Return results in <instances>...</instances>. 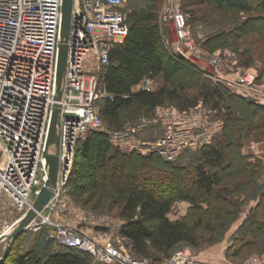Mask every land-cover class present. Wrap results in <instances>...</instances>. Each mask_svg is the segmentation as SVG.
Wrapping results in <instances>:
<instances>
[{
	"label": "built area",
	"instance_id": "obj_1",
	"mask_svg": "<svg viewBox=\"0 0 264 264\" xmlns=\"http://www.w3.org/2000/svg\"><path fill=\"white\" fill-rule=\"evenodd\" d=\"M128 3L74 0L62 95L57 98L63 0H0V238L12 232L33 207L48 180L45 163L50 122L54 106L59 105L57 187L25 228L46 229L58 244L91 253L95 257L91 264H148L149 259L134 256L112 238H96L75 226L70 219L77 218L79 211L70 203L67 190L80 139L91 131L104 130L100 105L113 95L100 86L99 75L109 64L113 47L128 36ZM161 15L174 24V53L180 58L195 54L194 35L179 0H166ZM212 62L216 67L225 65L235 77L215 70L217 82L245 89L254 79L229 61L224 63L222 57H213ZM165 113L170 118L164 116L163 130L153 138L138 136L142 126L109 131L111 141L123 150L155 152L166 160H176L186 150L206 144L214 131L206 114L182 121L170 110ZM78 216L92 222L83 212ZM2 242H6L4 238ZM177 259V264H213L190 258L186 250ZM257 261L264 264V257Z\"/></svg>",
	"mask_w": 264,
	"mask_h": 264
},
{
	"label": "trees",
	"instance_id": "obj_2",
	"mask_svg": "<svg viewBox=\"0 0 264 264\" xmlns=\"http://www.w3.org/2000/svg\"><path fill=\"white\" fill-rule=\"evenodd\" d=\"M202 1L189 0L188 4L189 2L197 4ZM211 1L219 7L228 6L239 11L252 10L253 3L256 2V0ZM260 1L263 6L264 0ZM129 4L127 5L128 36L123 43L113 47L110 52L109 64L99 75L100 86L113 95V97H105L101 102L100 112L103 120L113 127L112 130L121 129L123 126L120 123V117L124 107L136 104L140 107L155 109L165 104H175L179 109L186 110L203 100L206 105L211 106L217 115L222 117L219 119H222L223 124L220 125L215 135L213 134V139L210 142L197 149L186 150L176 160H166L155 152L140 155V152L138 154L136 151H123L112 143L109 133L101 134V131H91L82 143L80 139L76 147L75 166L70 175L68 186H73L72 193L78 197L80 192L78 193L77 190L81 185L78 180L80 172L78 166L81 159L87 161L95 158L97 163H101L103 159L110 162L112 160V168L103 175L100 174L101 182L110 186L113 191L112 196L115 204L119 206V214L123 219L119 232L126 239L129 251L136 257L149 260L169 258L176 246L186 243L194 248H199L203 244L201 239L204 238L199 230L204 225L200 216L191 219L188 216L171 218L170 214L176 198L188 201L191 204V210L197 209L205 212L216 209L218 212H214V215L222 216L223 213L227 215L230 211L234 212L235 209L215 204L212 199L222 197L221 194H215V186L222 181V176L226 174V177L231 178L238 175L237 177L240 179L234 182V187L240 188L247 185L249 177L250 179L254 178L260 174V171L262 172L261 169H264V161L259 158H250L243 151L246 141L252 134L260 133L264 136V101L258 102L253 98H246L220 82L213 83L210 79H204L193 67H191L194 70L192 71L187 63H183L185 62L183 59L174 58L169 54L170 49L167 48L166 51L162 48L160 44L162 35L156 22L157 5L147 3L145 6L133 8L134 4L132 7H129ZM136 4L139 5L137 2ZM230 32V29L224 31L218 29L207 39ZM236 50H240V47L236 46ZM242 63L249 66L254 63V60L252 57H248ZM185 69L188 71V75L189 72L191 74L188 78V85L186 82H183V86L168 84L176 74ZM158 76H162L166 80L165 85L160 88L154 90L134 89V86L144 78L155 79ZM188 86L198 88L199 93L190 95L184 88ZM220 130L221 132H219ZM131 156L134 157L133 160L139 162L147 160L155 161L157 164L147 166L149 171L144 177L136 175V184L132 182L131 185H125L123 181L127 182L131 173H124L122 166L126 165L124 161L132 158ZM78 158L80 159L78 160ZM158 164L168 165L171 169L165 175H159L157 173L159 169L155 168ZM130 166L132 165L130 164ZM221 167L222 175L219 173ZM230 167L231 173H225L224 169ZM116 169H119L118 175H116ZM125 170L127 171L126 168ZM185 172L193 179L196 187L189 191L190 187L186 185L181 191H170L172 184L180 182L181 174ZM98 181L95 180L96 185L92 188L100 186ZM117 183L119 186H116ZM223 191L227 194L228 188L225 187ZM225 194L223 198H225ZM252 195L260 196L257 198V204L253 207L254 216H247L246 219L249 221L244 220V223L240 225L241 228L239 227L241 231L237 233L232 244L227 247L226 257L229 259L238 256L245 248L252 245L255 242V237H258L260 233L259 229L264 227V188ZM229 218L228 220L232 219V214L229 215ZM227 224L221 221L217 225L205 223V226H208L207 229L214 234L215 226L222 229ZM21 233L13 238L9 251L1 264H91L92 262L89 252L58 243L61 248L46 251L43 247L40 248V244L35 241L28 249L23 250V243H19ZM217 233L208 241L209 244L216 243L217 239L221 237L217 236Z\"/></svg>",
	"mask_w": 264,
	"mask_h": 264
},
{
	"label": "rangeland",
	"instance_id": "obj_3",
	"mask_svg": "<svg viewBox=\"0 0 264 264\" xmlns=\"http://www.w3.org/2000/svg\"><path fill=\"white\" fill-rule=\"evenodd\" d=\"M165 1L166 0H130L129 7H132V4H134L133 8H139L140 6H145L147 3H155L157 5V27L162 35L160 44L163 49H170L169 54H171L174 58H180L174 53L173 49V43L177 39L174 24L172 21L164 19L161 15V11L164 7ZM188 1L189 0H179V3L187 16V25L194 35L195 47H197V51L194 52L195 54H190L188 58H181L185 61L183 63H187L192 71H194V68L197 69V72H199V76L202 75L204 79H210L213 83H217L214 76L215 70L223 73L226 76H228V73H230L229 76L233 77L231 71H226L225 65H223V67H216V65L212 62L213 57H222L224 63L229 61L230 63L234 64L236 68L240 69V72L244 76L251 77L254 75V79L252 78L249 81V84L245 85V89H242L240 87H237L235 89V87L233 88L229 84V86H227L224 81H219L220 84L222 83L223 85H226L233 92L241 94L246 98H253L258 102L264 101V5H261L262 2L260 0H256V2L254 1L253 3L254 8L252 10L239 11L228 6L219 7L211 0H203L200 3L197 2V4L191 2H189L188 4ZM136 2L139 5H137ZM243 22L245 23L243 24ZM241 28L244 30H240ZM218 29H222L223 31L230 29L231 32L228 34H218L210 39H207L211 36L210 34H212L215 30L217 31ZM236 46H239L240 50H236ZM248 57H252L254 63L249 66L243 65L242 62L245 61ZM191 67H193V69ZM190 76V72L188 75V71L185 69L182 72L176 74L168 84H178L183 86V82H186L188 85V78H190ZM165 82L166 80L162 76H158L155 79L146 77L140 83L136 84L134 86V89L154 90L165 85ZM184 88L188 93H190V95L199 93L200 91L194 86H188ZM198 105L186 110H181L175 104H165L155 109H148L134 104L129 107H124L121 110L120 123L122 124L123 129L128 127L145 126L141 131H139L140 129L138 130V136L148 139L153 138L154 136L162 132L164 116L170 118V116L165 113L167 110H170V112L180 116L182 118V121H191L193 118H196L203 113V116L204 114H206L205 117L208 118L207 120L212 121V129H214L211 137L208 138V142H210L217 130H219L218 128L220 127V125L223 124L222 119H219L222 117L220 115H217L216 112L211 109V106L208 104L206 105L203 100H201L200 105ZM104 124V130L100 132L101 134H103V132H106L107 134L109 131L120 130H112L113 127H111L108 122L104 121ZM219 132H221V130ZM87 136L81 139V143L86 139ZM120 149L122 150V148ZM51 151L54 152L55 149L52 147ZM123 151L134 152L127 150ZM243 151L244 154L246 156H249L250 158H259L264 161V136L260 133L258 135L252 134L246 141ZM141 154L143 155V153H140V155ZM131 157L132 158L124 161L126 165L122 166L124 173H131V176L127 180V182L124 183L123 181V184L125 185H131L133 184L132 182L136 184V175L144 177V175L148 173L147 171H149V169H147V166H152L154 163L157 164L155 161L147 160H142L141 162H139L133 160V156ZM79 159L80 158H78V160ZM94 159L95 158H91V160L87 161L85 159H81L79 162L78 167L80 169V172L78 180L81 183V187L78 186L79 189L77 190V192H80L78 194V197L74 196L72 193L74 189L73 186H68L67 188L70 203L77 211H79L76 215L77 218H73L72 222H79L83 225H86V227L84 228H82L78 224H76L75 226L84 231H87L92 235H96V238L98 235L99 237H101V239L107 237L112 238L118 245H122L123 248L129 251L126 239L123 238V236H121L119 232L120 226L123 223V219L119 214V206L115 204L114 198L112 196L113 191L110 186H106L101 182V175L108 172L112 168L113 161L111 160L110 162L103 159L101 163H97L96 159ZM130 164L132 166H130ZM74 166L75 165H73V167ZM125 168L127 169V171L125 170ZM155 168L159 169L157 170V173L159 175H165L166 172L171 169V167L168 165L159 164L156 165ZM224 170L225 173H231V167L225 168ZM261 170L262 172L260 171V174H258L259 176H254V178L251 179L248 176L249 178L247 185L243 187H234V182L240 179V177H237L238 175L228 178L226 177V174L222 176V181L215 186V194H221L222 197L212 198L213 202L218 205H225L228 209H235V213L233 211H230V213H228L227 215H225L226 213H223L224 215L217 216L213 214L217 211L216 209H213L214 211L208 210L205 212L197 209L191 210V204L188 201H183L179 198H176L171 217L180 218L188 216V218L191 219L195 216H200V218L204 222V225L199 229L204 235V238L201 239V243L203 244L199 248H194L189 244L183 243L176 246L175 250L169 258L150 259L148 264H177V256L184 250L194 249L196 251H204L206 249H214L218 247L219 243H223L227 236L228 238L226 242L233 241L237 233L241 231L239 230V227L242 223H244V220H247L246 218L248 217L254 216L253 207L257 204V198H260V196L257 197L253 196L252 194L261 191L264 188V169ZM221 172L222 167L219 170L220 175H222ZM118 174L119 169L116 172V175ZM181 175L182 176L180 182L178 181L176 183H173L170 187V191H181L186 185L190 187V189H188L189 191H192V189L196 187V185L192 181L193 179L189 177L188 173L185 172ZM95 180H99V188H92V186L96 185ZM118 184L119 183H117L116 186H119ZM225 187L228 188L227 194H225V192L223 191ZM224 194L225 198H223ZM82 212L88 215L92 222L81 221L78 215L82 216ZM230 214H232V219L228 220ZM260 219H263L262 216ZM221 221H223V223L225 224L228 223L227 226H223L222 229L218 226H215V233L218 232L217 236L221 237L217 239L216 243L209 244L208 241L211 239V237H214L215 233L212 234L211 231L207 229L208 226H205V223L217 225ZM242 232L245 233V231ZM259 232L260 233L258 237H255V242L252 243V245L245 248L238 256H234L231 259L227 257L228 260L231 262L245 263L246 261H254L258 258L264 257V227L259 229ZM48 239L50 242L48 241ZM35 241L40 244V248L43 247V249L46 251L53 250L54 248H61V246H59L57 242H54L49 237V234L45 229L37 231L33 229H25L22 231L19 243H23V250L28 249ZM4 246L5 242L0 243V255L2 254ZM90 256L91 260L93 261V259L95 258L94 255L91 254ZM194 260L197 259L194 258ZM163 261L164 263H162Z\"/></svg>",
	"mask_w": 264,
	"mask_h": 264
},
{
	"label": "water",
	"instance_id": "obj_4",
	"mask_svg": "<svg viewBox=\"0 0 264 264\" xmlns=\"http://www.w3.org/2000/svg\"><path fill=\"white\" fill-rule=\"evenodd\" d=\"M73 4L74 0H63L62 4V15L60 23V36H59V47H58V93L57 98H61V81L63 73L66 68L67 56H68V41L70 38L71 31V21L73 14ZM60 121H61V108L59 105H55L51 117L47 151H46V170L48 174V180L45 182L40 192L36 196L33 207L30 208L24 217L20 220L17 226L13 229L12 232L4 235L5 246L3 248L2 254L0 255V264L4 261L6 257L12 240L20 232L25 230L26 225L36 217L37 213L45 207L49 202L51 197L54 194V191L57 187L58 174H59V143H60ZM55 147V152H51L50 148ZM0 238V240L2 239Z\"/></svg>",
	"mask_w": 264,
	"mask_h": 264
},
{
	"label": "crops",
	"instance_id": "obj_5",
	"mask_svg": "<svg viewBox=\"0 0 264 264\" xmlns=\"http://www.w3.org/2000/svg\"><path fill=\"white\" fill-rule=\"evenodd\" d=\"M123 150V149H122ZM170 216H172V214H170ZM173 219H176L178 217H171ZM72 221V219H70ZM73 224H78L80 225L82 228L86 227V225H83L79 222H72ZM228 236L226 237V239L224 240L223 243H219L218 247L214 248V249H206L204 251H196L194 249H187L186 251L190 252V256L193 257V259H197V260H203V261H209L213 264H263L260 261L254 260V261H246L245 263H237V262H231L228 260V258L226 257V249L229 245L232 244L231 242H226L227 241ZM190 257V258H192ZM164 263V261L162 262Z\"/></svg>",
	"mask_w": 264,
	"mask_h": 264
}]
</instances>
